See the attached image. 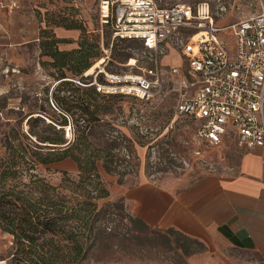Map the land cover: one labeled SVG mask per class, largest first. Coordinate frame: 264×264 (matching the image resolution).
I'll return each instance as SVG.
<instances>
[{"label": "rangeland", "instance_id": "rangeland-1", "mask_svg": "<svg viewBox=\"0 0 264 264\" xmlns=\"http://www.w3.org/2000/svg\"><path fill=\"white\" fill-rule=\"evenodd\" d=\"M164 1L175 4L190 0ZM32 10L36 22H26L25 32L15 27L11 39L5 37L4 28L0 29V155L5 152V133L21 123L25 131L29 110L46 105L44 90L49 88L51 91L59 82L49 75L55 69L41 64L47 59L41 54L40 47L43 28L52 29L56 36H59L58 30L62 28L76 32V36L67 37L68 41L60 44L62 49L77 46L83 33L89 40L98 42L101 59L95 58L92 68L83 74L89 75V79H93L102 69L139 74L155 67L150 56L154 52L144 41L113 39L111 24L102 22L100 18L97 0H84L76 4L73 0H34ZM58 15L66 19L65 23L78 20L84 32L49 22L48 19L57 18ZM130 59L132 66L128 65ZM170 77H164L163 92L149 100L124 96V100L115 104L114 114L105 118L103 126H95L94 142L109 145L110 151L119 158L114 163L115 171L110 173L101 162L98 163L110 188L112 201L120 204L121 185L124 184L133 186L148 179L157 184L170 182L184 188L209 175H230L236 171L239 152L235 143L211 146L196 137L193 120L176 115L178 92L175 81ZM98 80H105L103 72L98 74ZM102 132L104 136L100 141ZM64 133L69 140L73 137L69 126ZM41 168L39 171L49 174L53 181L59 180V173L47 172L46 166ZM49 168L73 173L78 170L71 159L52 164ZM106 201L101 200L100 204ZM127 208L125 212L128 213ZM126 225L135 227L130 220L123 218L125 230ZM133 233L136 238L123 236L120 240L110 241L111 246L105 244L93 249L84 264H212V253L198 243L191 244L192 252L188 254L181 244L184 240L176 230L148 226L145 230H133ZM11 244L12 236L0 229V253L6 254ZM0 264L6 263L0 260Z\"/></svg>", "mask_w": 264, "mask_h": 264}, {"label": "trees", "instance_id": "trees-1", "mask_svg": "<svg viewBox=\"0 0 264 264\" xmlns=\"http://www.w3.org/2000/svg\"><path fill=\"white\" fill-rule=\"evenodd\" d=\"M48 20L84 32L78 20L65 23L59 15ZM106 23L111 24L113 32V19ZM84 35L77 46L68 50L60 47L67 38L56 36L50 28L41 30V54L47 56L41 64L54 68L49 75L59 82L51 91L44 90L46 105L29 110L25 131L21 123L4 135L0 229L12 236L8 252L0 253V260L6 264H84L93 249L111 246L110 241L123 236L136 238L133 230L149 226L130 210L125 212L128 208L124 196L119 198L120 204L110 200V188L100 172L99 162L110 173L115 171L114 163L119 158L109 145L94 142L95 126H103L105 118L114 114L115 104L126 95L100 93L90 84L89 75H83L92 68L95 58L101 59L98 42ZM67 126L73 134L70 140L64 133ZM103 136L102 132L100 141ZM68 159L77 164L76 173L49 168ZM42 166L47 172L59 173V180L55 182L39 171ZM104 199L108 201L101 205ZM123 218L135 227L126 225L125 230ZM177 232L188 254L192 243L204 246Z\"/></svg>", "mask_w": 264, "mask_h": 264}, {"label": "built area", "instance_id": "built-area-1", "mask_svg": "<svg viewBox=\"0 0 264 264\" xmlns=\"http://www.w3.org/2000/svg\"><path fill=\"white\" fill-rule=\"evenodd\" d=\"M77 3L83 0H75ZM213 12L210 0L162 4L161 0H97L100 18L113 19L112 37L139 39L153 50L154 70L139 74L102 69L90 82L98 92L149 100L163 92L159 58L168 46L187 61L191 80H175L176 115L196 124V137L211 146L227 138L239 148L264 147V7L229 28L235 37L231 52L220 38L222 28L214 14L222 15V0ZM17 7L16 2L12 3ZM129 66L130 61L128 62ZM173 74L176 68H171ZM80 83L79 80H76Z\"/></svg>", "mask_w": 264, "mask_h": 264}, {"label": "crops", "instance_id": "crops-1", "mask_svg": "<svg viewBox=\"0 0 264 264\" xmlns=\"http://www.w3.org/2000/svg\"><path fill=\"white\" fill-rule=\"evenodd\" d=\"M33 1L0 0V29H5V37L12 39L15 27L25 32L26 22H36ZM210 1L215 12L217 3ZM222 1L227 11L221 16L214 14V19L222 28L220 38L233 52L235 37L229 26L260 13L264 0ZM13 2L18 6L13 7ZM58 35L67 38L76 36V32L62 28ZM159 63L163 77L191 80L187 61L176 48L168 46ZM171 68L177 73L173 74ZM228 142L235 143L227 138L222 145ZM238 152L236 171L230 175H209L184 188L147 179L133 186L121 185L120 193L130 212L149 226L176 230L202 242L212 253V264H264V147H238Z\"/></svg>", "mask_w": 264, "mask_h": 264}, {"label": "bare ground", "instance_id": "bare-ground-1", "mask_svg": "<svg viewBox=\"0 0 264 264\" xmlns=\"http://www.w3.org/2000/svg\"><path fill=\"white\" fill-rule=\"evenodd\" d=\"M132 62V60H130V63Z\"/></svg>", "mask_w": 264, "mask_h": 264}]
</instances>
